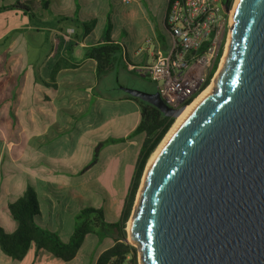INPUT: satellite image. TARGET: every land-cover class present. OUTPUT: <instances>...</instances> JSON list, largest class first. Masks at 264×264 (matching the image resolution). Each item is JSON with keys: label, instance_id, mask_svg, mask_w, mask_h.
<instances>
[{"label": "water", "instance_id": "1", "mask_svg": "<svg viewBox=\"0 0 264 264\" xmlns=\"http://www.w3.org/2000/svg\"><path fill=\"white\" fill-rule=\"evenodd\" d=\"M228 12V0H224ZM211 93L148 171L124 242L139 264H264V0H241ZM125 94L176 119L158 92Z\"/></svg>", "mask_w": 264, "mask_h": 264}, {"label": "crops", "instance_id": "2", "mask_svg": "<svg viewBox=\"0 0 264 264\" xmlns=\"http://www.w3.org/2000/svg\"><path fill=\"white\" fill-rule=\"evenodd\" d=\"M164 3L160 25L165 28L167 0ZM16 5L19 6L16 8ZM102 5L108 7V14L104 28L95 31ZM110 7V0H0V226L6 232L16 228L7 205L22 196L29 184L36 192L40 209L35 223L59 234L53 219L49 221L50 215L44 213L40 198L55 209L58 200L44 187L55 182L60 193L66 188L78 187L75 179L79 173L72 172L71 167L63 173L61 168L74 159L71 157L77 154L79 139L102 124L95 110L101 106L108 108L94 92L95 63L85 59L84 52L103 42L107 20L110 26ZM162 30L157 32L153 28L152 38H143L148 53L147 61L141 66L151 65L157 51L167 50L169 41L165 40ZM40 35L45 42L43 47L37 45ZM109 36L123 47L122 53L127 57L124 42L116 41L110 32ZM73 46L80 49L77 57ZM38 47L41 51H37ZM132 51L135 59L140 50ZM109 98L106 104L126 106L130 109L127 113L139 114L140 120V107L135 101L124 95ZM143 139L144 135L138 134L122 142L124 147L132 149L133 159ZM1 254L0 264H13L11 258ZM53 258L48 252L36 251L31 246L24 258L14 260V264H51L58 259Z\"/></svg>", "mask_w": 264, "mask_h": 264}, {"label": "rangeland", "instance_id": "3", "mask_svg": "<svg viewBox=\"0 0 264 264\" xmlns=\"http://www.w3.org/2000/svg\"><path fill=\"white\" fill-rule=\"evenodd\" d=\"M164 2L165 0H133L130 3L122 4L116 0H110L111 7L108 15L111 19L110 33L116 41L124 42L123 44L128 50L127 57L122 53L119 57L117 67L113 71L103 75L97 81L94 92L104 100L101 102L103 105H108V108L106 106L97 108L94 113L102 124L98 129L87 131L79 139L77 154L75 157H71L74 159L63 164L66 169H64L65 167L61 168V170H64L63 173L68 171V167H71L72 172L80 173L88 166L87 170L80 173L75 179L76 184L79 183L78 187L72 189L66 188L61 193L57 191L55 182L51 186L44 187L51 194L52 198L58 200L55 209H53V206L47 200L45 201L40 198L44 213L46 215L48 214V216L50 215L49 221L53 219L54 229L59 232L57 235L63 242L69 241L71 231L74 228L73 215L76 210L79 211L87 207L102 208L107 222H116L119 218L138 153L136 151L133 159L134 153L132 149L127 148V146L124 147L122 142L131 134L132 126L137 121L139 122V114L127 113L130 109L128 107L126 108V106L114 107L106 103H108V100H111L109 97L113 95H124L125 97L124 92L118 89V85L146 93L157 91L156 84L148 78L139 76L137 68L144 65V62L147 61V44L144 41L152 38L151 29L154 28L157 32L163 29L162 34L165 40L169 41L168 33L160 25ZM234 2L235 0L232 3L231 10ZM106 8L108 7H103V5L100 8L102 15L98 17L95 31H100L104 28L105 19L108 14ZM81 30H84L83 27H81ZM145 37L146 39L142 41ZM37 41V45H42V47L45 45L42 35L38 37ZM72 48L75 49V57H77L80 49L74 46ZM41 49L38 47L37 51H41ZM133 49L135 51L140 50L135 59L133 57ZM128 63H132L136 68L133 72L128 70ZM104 122L106 124H103ZM114 140H116L115 143H113ZM99 145L101 147L98 149ZM96 153H98L97 163L89 166ZM74 161H77L76 165H74ZM70 162L71 165H69ZM56 168L59 167L57 166ZM55 170L57 171V169ZM141 184L142 179L130 217L134 212ZM42 189L43 187L40 186L39 191L41 192ZM75 191L77 195H74L76 194ZM130 217L128 222L130 221ZM11 221L13 222V220ZM128 222L125 228L126 233ZM126 238H128V235H126ZM112 244L111 238H106V240L104 239L100 243L96 235L90 234L78 250L74 260L64 262L60 259H55L54 261L56 262H52L51 264H94L95 257ZM128 244L135 248V245L131 242ZM126 259L129 260L130 257L128 256ZM136 259L139 264L137 251ZM12 261L14 264V260Z\"/></svg>", "mask_w": 264, "mask_h": 264}, {"label": "trees", "instance_id": "4", "mask_svg": "<svg viewBox=\"0 0 264 264\" xmlns=\"http://www.w3.org/2000/svg\"><path fill=\"white\" fill-rule=\"evenodd\" d=\"M233 1L228 0L229 9ZM108 22L107 20L103 42L86 48L84 52V58L95 63L97 81L117 67L123 50L121 45L110 39ZM125 98L137 102L140 107L139 123L126 139L133 138L138 134H143L144 139L134 163L118 220L112 223L107 222L102 208H82L74 216V228L69 241L63 242L56 233L44 230L35 223V217L40 214V209L36 192L28 184L22 196L7 205V211L12 220L16 222V228L9 233L0 226V252L4 256L16 261L22 260L29 248L33 246L36 251L44 250L54 258L70 262L75 258L85 237L93 234L98 237L100 243L106 238H111L113 242L110 247L98 255L94 264H110L112 261L121 262L128 256L130 257L129 264H138L136 249L124 242L127 235L125 228L147 161L173 125L174 119L164 117L155 107L146 102L127 94H125ZM115 142L116 140L113 141V143ZM100 147L101 145L98 149ZM97 160L98 153L93 156L89 166L96 164ZM87 167L82 172L87 170Z\"/></svg>", "mask_w": 264, "mask_h": 264}, {"label": "built area", "instance_id": "5", "mask_svg": "<svg viewBox=\"0 0 264 264\" xmlns=\"http://www.w3.org/2000/svg\"><path fill=\"white\" fill-rule=\"evenodd\" d=\"M230 21L231 8L225 10L224 0H167V50L157 51L153 63L138 67L137 73L156 84V92L169 108L187 107L215 78L226 50ZM135 69L128 66L131 72ZM110 264H129V260Z\"/></svg>", "mask_w": 264, "mask_h": 264}, {"label": "bare ground", "instance_id": "6", "mask_svg": "<svg viewBox=\"0 0 264 264\" xmlns=\"http://www.w3.org/2000/svg\"><path fill=\"white\" fill-rule=\"evenodd\" d=\"M241 0H235L234 2V6L231 10V25L233 24V19H234V13L236 12L238 5L240 4ZM229 46V37H228V42L226 45V50L224 53V56L222 58V61L219 65L218 71L216 73L215 78H213V80L211 81V83L205 88V90L191 103L189 104L187 107H185V109L180 113V115L178 117H176V119L174 120V124L171 126V128L169 129V131L167 132V134L165 135V137L163 138V140L161 141V143L157 146V148L154 150V152L152 153V155L150 156V158L147 161L144 173H143V177H142V184L140 187V190L142 189L144 182H145V178L146 175L148 173V171L150 170L152 164L154 163V161L156 160V158L158 157L160 151L162 150V148L164 147V145L166 144V142L168 141L169 137L171 136V134L173 133V131L176 129V127L182 122V120L190 113V111L192 110V108L195 106V104L205 95L211 93V89L213 88V82L216 80L217 75H219L223 65H224V58L227 55V47ZM140 192V191H139ZM139 192L137 195V199H136V205L138 203V199H139ZM136 207V206H135ZM135 210V208H134ZM129 226H130V222H128V227H127V232L129 231ZM129 238V237H128Z\"/></svg>", "mask_w": 264, "mask_h": 264}]
</instances>
